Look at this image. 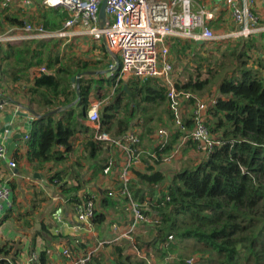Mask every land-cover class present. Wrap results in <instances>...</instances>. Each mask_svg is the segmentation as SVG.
I'll return each mask as SVG.
<instances>
[{
  "label": "trees",
  "instance_id": "obj_1",
  "mask_svg": "<svg viewBox=\"0 0 264 264\" xmlns=\"http://www.w3.org/2000/svg\"><path fill=\"white\" fill-rule=\"evenodd\" d=\"M54 11L57 14L44 18L43 26L47 29L60 27L67 16L63 9ZM8 22L15 26L23 25V21L14 16ZM3 30L0 23V31ZM57 43L49 39H29L19 44H5L4 48L0 46V54L3 53L0 72L9 79L11 87L20 91L30 106L36 105L40 113L58 108L55 114L34 120L27 141V160L35 163L33 167L37 169L50 161H63V151L73 149L71 138L81 132L85 138L82 159L91 163L96 160L92 163L91 177L103 173L109 157L113 159L112 169L115 170L120 164L114 159L122 154L121 148L114 141L95 139L93 128L86 123L91 97H98L95 93L97 88L103 87V82L94 78V74L82 75L78 84L71 81L79 72L96 71L93 69L102 61L66 58L58 52ZM103 47L101 51L106 53ZM42 66L44 71L38 69ZM217 71L208 68V76L201 79L198 68L196 80L174 82V86L190 91L201 90ZM124 84L127 90L123 89ZM112 85L115 88L113 98L101 102L99 107L101 130L108 132L112 140L132 128L138 129L141 122L145 126L151 121L145 103L165 102L168 110V88L159 78H129L127 82L119 79ZM218 92L220 95L207 108L205 123L211 136L222 143L215 145L198 162L192 163L190 158L182 160L183 167L169 178L154 168L173 151L183 135L178 128L169 127L167 140L157 141L154 147L146 150L148 154L142 155L141 159L147 163L145 171L132 167L133 176L145 185L153 187L167 181V191L153 196V190L144 192L132 180L129 183L133 197L145 203V213L157 217L159 223L149 227L143 236L132 231L135 233L134 241L123 239L112 243L115 252L113 262L99 250L92 254L89 264H144L145 259L137 252H159L170 235L172 239L168 247L173 243V248L178 245L176 243H184L185 247L193 250V261L183 258L177 264H264V82L256 71L242 64L233 75L220 81ZM125 99L127 101L124 102ZM137 99L144 104L140 108L145 116L143 120L134 108H128L130 100L138 102ZM120 112L123 117L118 116ZM56 114L60 115L58 119H55ZM168 118L173 119L171 112ZM183 122L187 130L192 128L190 116H183ZM146 130V133L138 130L141 139L138 148H141L144 136H149V142L154 139L151 136L154 128L148 125ZM59 146L64 150H59ZM195 147L194 141H186L182 154L186 155ZM78 163L81 162L78 160L75 165L82 171L85 166ZM117 174L108 175L114 186L111 189L119 187ZM48 180L59 184V190L70 201L80 204L88 200V194H84L82 199L78 194L73 195L81 188L80 179L76 184L68 185L62 180L61 171H56ZM109 190L104 188L100 191L99 205L119 202L124 211L126 197L109 196ZM105 217L104 212L95 209L91 223H102ZM37 233L40 234V230ZM19 250V246L13 243L2 244L0 264H14ZM47 256L45 250L40 251L33 264H48Z\"/></svg>",
  "mask_w": 264,
  "mask_h": 264
},
{
  "label": "built area",
  "instance_id": "obj_2",
  "mask_svg": "<svg viewBox=\"0 0 264 264\" xmlns=\"http://www.w3.org/2000/svg\"><path fill=\"white\" fill-rule=\"evenodd\" d=\"M200 0H107L105 16L99 15L102 0H41L49 7L63 9L67 16L60 27L48 30L43 25L34 26L26 22L16 31L9 29L0 31V44H12L24 39L69 38L79 34L89 35L95 41H102L106 50L113 59L117 56L118 63L112 61L107 71L109 76L115 74V78L125 79L132 76L141 78L156 77L161 79L167 86L168 108L173 115V127L183 132L179 139L181 142L194 141L202 154H208L215 145L222 143L221 140L211 136L205 123L207 108L214 99L205 100L194 95L192 91L176 88L170 76L172 67L169 61V47L166 41L169 37H182L194 40L197 43L216 39L213 30V22L217 19L219 4L229 9L234 29L224 38H246L264 31L261 23L263 16L259 14L255 5L258 1L264 13V0H222L217 5L203 6ZM208 1V0H202ZM168 42V41H167ZM42 71L45 70L41 67ZM0 106L3 100H0ZM100 99H93L87 111L86 121L94 130V138L97 140L114 141L123 154H120V165L115 170L112 157L108 158L103 174L116 176L119 181L117 189H110L108 195H120L126 197L124 209L130 220L128 230H122L117 223H112L114 230L120 235L130 236L134 227L143 225L152 227L159 223V219L152 214L145 213L144 204L138 202L129 188L132 180V167L139 161L138 148L139 135L131 129L123 136L112 140L108 132L102 131L99 120ZM186 105V107H185ZM188 109L192 128L187 130L183 122V114ZM170 134L169 128H159L157 137L165 142ZM27 139L28 136H25ZM177 154V148L166 155L163 160L171 161ZM154 156V154H151ZM5 146L0 140V162L5 159ZM8 166L15 168L14 160H8ZM113 170V171H112ZM11 188L8 184H0V214L3 209L11 206ZM168 199V196H166ZM95 195L88 193V200L76 205L78 217L85 223L90 224L94 216ZM172 236L163 243L168 249ZM144 264L152 263L144 256ZM61 255L71 259V264H89L92 251H85L73 255L70 247H63ZM39 254L32 252L28 264L37 261ZM167 259V258H166ZM165 259V261H167ZM16 264V262L14 263Z\"/></svg>",
  "mask_w": 264,
  "mask_h": 264
},
{
  "label": "crops",
  "instance_id": "obj_3",
  "mask_svg": "<svg viewBox=\"0 0 264 264\" xmlns=\"http://www.w3.org/2000/svg\"><path fill=\"white\" fill-rule=\"evenodd\" d=\"M208 1L209 6H215L222 0ZM41 3V0H0V21L8 22V19L14 16L26 23L27 19H32L35 15L32 13L33 6ZM258 3L256 2V9L258 8ZM41 7L43 6L41 5ZM48 9L49 11L62 10L55 7H48ZM40 12L42 15L41 20L42 18H48L44 16L45 12L43 14L42 10ZM7 27L8 30L15 29L16 31L19 28L11 24ZM21 41L12 44H19ZM4 45L0 44L2 48H4ZM1 56H3V53L0 54V71L3 63ZM38 69L40 70L41 67ZM215 95H220L218 89ZM93 97H91V101L94 99ZM0 100H3L0 106V140L5 146L6 156L0 162V184L6 183L11 188V206H5L0 214V246L5 243H13L14 246H19V254L15 259L16 264H28L27 261L32 252L39 254L42 250H45L48 254V264H71V259L61 255V249L65 246L72 249L73 255L84 253L87 250L92 251L93 254L99 250L101 251L106 246H111L112 243L121 242L123 239L128 238V234L120 235L118 230H114L111 226L112 223H117L123 231L128 228L130 220L125 209L123 211L121 203L118 202L109 206L96 204L98 209H95L105 213V220L102 223L88 224L78 217L76 209L78 203L70 201L69 197L59 190V184L50 183L48 180L49 176L56 171H61V178L68 185H74L80 179L81 188L78 192L73 193V195L78 194L80 199H82L84 194L93 193L97 196V193L100 194V191H103L104 188H114L108 175L99 172L94 177H91L92 163H95L96 160L91 163V161L82 159L84 152L83 143L85 141L84 134L78 132L74 138H71L73 143L71 151L66 152L63 151L64 148L62 146L57 147L63 151L65 156L63 161H50L45 163L42 168H34L35 163H30L27 160L26 152L27 141L36 117H23L18 115L17 112H25L26 107H30L38 113L40 112L36 105L30 106L28 104L27 98L20 91L11 87L9 79L1 72ZM186 112H188V109ZM183 116H187L185 111ZM59 117V114L55 115V119ZM26 123L27 127L30 126V129H26ZM86 123L90 126L87 121ZM132 129L138 134L134 128ZM25 136H28V138L26 139ZM154 141L153 139V141L149 142L143 138L142 146L139 148L142 152L140 153L139 161L134 165L135 170L145 171L147 163L141 158L147 152L146 150H150L156 145L153 144ZM189 151L193 152L191 149ZM118 157L119 155L115 158L116 163L120 161ZM144 157L146 158V156ZM8 160H14L16 167L10 168L7 163ZM78 160L81 162L78 163L79 165L84 164L85 166L82 171L75 165ZM179 166L172 167L160 162L154 168L161 170L170 178L179 169ZM33 173L43 175L44 179L42 177H34ZM132 181L136 184V187L141 188L144 192L153 190V196L159 195L162 185L168 184L165 181V183L163 182L164 184H154L156 186L152 187L151 185H145L135 175ZM113 219H116V221H110L111 224L108 225V220ZM39 230L40 234L37 233ZM30 264L33 263L31 262Z\"/></svg>",
  "mask_w": 264,
  "mask_h": 264
},
{
  "label": "rangeland",
  "instance_id": "obj_4",
  "mask_svg": "<svg viewBox=\"0 0 264 264\" xmlns=\"http://www.w3.org/2000/svg\"><path fill=\"white\" fill-rule=\"evenodd\" d=\"M199 3L200 5L203 6H209V1L204 2L200 0ZM41 5L43 7H41ZM48 7L43 3L33 6L32 13L35 15L33 16L32 19H27V22L33 24L34 26L43 25L44 19L42 18L41 20V16H42L40 12L41 10H42V14L45 12L46 14L44 16L47 17H51L57 14L53 10L49 11ZM224 8L225 7L219 4L217 19L213 22L212 28L216 34L215 40L205 41L202 43H195L192 40L182 37H169L167 39L168 42L166 41V44L169 47V61L172 67L170 76L173 82L184 83L190 79L196 80L197 79L196 73L198 71V68H200L201 79H204L208 76L206 69L211 68L212 70L214 69L218 70L216 75H214L213 79L209 81L201 90L192 91L194 95L198 96L199 98L203 97L205 100H209L212 97H213L212 99L216 98L215 94L218 89V85L220 81L224 77H229L230 75H233L234 70L238 69V67L241 66L242 64L244 65V67L251 68L252 70L256 71L260 79L264 82V31H261L246 38H235V37L224 38L229 32H231L234 29L230 11L229 9L226 8L224 9ZM58 11L60 12V10ZM257 11L259 12L260 15L263 16L264 13L259 3H258ZM1 23H2V28H4L3 31L8 30L7 26L10 25V23L4 21H2ZM261 23L264 24V19L261 20ZM22 26H18V27L21 28ZM49 40H52V42L54 41L58 42L57 43V45H59L58 52L62 56H65L66 58L71 57L74 59L91 60V61L101 60L102 64H97L95 66L96 69H93L98 72L94 74L93 77L97 79L100 78L101 82H103L102 85L103 87L97 88L95 94H98V97L94 96L93 98L100 99L102 103L113 98L112 96H114L115 94V88L112 85V83L113 82L114 84L117 83V78H115L116 72L114 73V75H112L113 77H110L108 75L107 69L112 63L113 59L111 58L106 48H105L106 53L101 51V47L104 46L102 41H95L89 35L86 34H79L77 36H72L69 38H61V39L52 38ZM200 58H202V60ZM104 66L105 68H102ZM130 78L142 79L141 77H137V76H132ZM128 80L129 78H125L122 79V82H127ZM96 85H98V83ZM119 85H121V83H119ZM125 101H127V99H125L124 102ZM137 101L138 102L130 100L129 102L130 104L128 105V108H134L135 113L138 116H141L143 120L145 116L143 115V112L142 110H140V108L144 104L140 102L138 99ZM145 104H147L146 105V109L148 110L147 115L151 116L152 119L145 126L142 124L143 122L139 121L141 122L140 123L141 126L138 129L137 128L134 129L137 132L142 131L143 133H146L147 132L146 126L148 125L152 126L154 128V131L151 136H153L152 138L157 139L156 141H154L153 144H157V141H160V138L157 137L158 129L173 127V120L168 118V114L171 111L166 109L167 106L165 102L156 103L153 105H150V103H145ZM164 110H166V112H164ZM189 115L190 112H187V116ZM118 116L123 117L124 114L120 112ZM148 137L149 136H144L146 141H148ZM184 144L185 142L184 143L181 142L180 144L178 142V144L175 147L177 148V154L175 155V157L171 161L163 160L162 162L172 167H176L180 165L179 166L180 169L183 167L182 165L183 163H181L182 160L193 159L192 161L193 163L194 161L198 162V160L204 157L202 152L197 148V146L191 149L193 152H190L188 150L186 155H183L182 157V148ZM161 191L163 192L167 191V183L162 185ZM98 198H99V193H97L94 203V206L97 209H98L97 205L99 203ZM146 206L147 205L144 204V208H146ZM110 221H116V219L108 220V225L111 224ZM134 229L136 230H133V232L137 231L141 236H143L144 234H146V231L149 230L150 228L140 224L135 226ZM134 234L131 233V235L126 239L134 241L135 239V236H133ZM176 244L178 245H175L174 248L171 247L172 245H174L173 243L166 250L163 246H161V249L159 248L160 250L159 252L151 250L149 252H145V251L143 253L140 252L139 254L148 257L152 263H157V264H163V262L165 264H177V261H180L183 258L188 259L189 262L193 261L192 260L193 259L192 256H194L192 255L193 250L189 249L187 246L185 247L184 243H176ZM129 248H131V245L129 246ZM129 250L131 251L133 249L131 248ZM101 251L104 253L105 257H107L108 261L110 262L114 261L115 252L112 246L109 247L106 246L105 248L101 249ZM165 259L167 261H165Z\"/></svg>",
  "mask_w": 264,
  "mask_h": 264
},
{
  "label": "water",
  "instance_id": "obj_5",
  "mask_svg": "<svg viewBox=\"0 0 264 264\" xmlns=\"http://www.w3.org/2000/svg\"><path fill=\"white\" fill-rule=\"evenodd\" d=\"M106 1L107 0H102L101 4H100V8H99V15L104 17L105 16V6H106ZM113 59L115 62L118 63V58L117 56L113 55ZM98 73L97 71H83V72H79L78 74H76L75 76H73L71 78V81L72 82H75L76 84L79 83V78L84 75V74H96ZM109 75V74H108ZM123 89L124 90H127V85L124 84L123 85ZM58 108H55V109H52L48 112H45V113H38L36 111H34L32 108L30 107H26V111L25 112H22V111H18L17 114L20 115V116H23V117H28V116H34L36 118H40V117H44V116H47V115H51L55 112H57ZM31 114V115H30ZM25 127L26 129H30V126L27 127V123L25 124ZM2 129V128H1ZM5 130V129H4ZM33 176L34 177H42L44 179V176L41 175V174H38V173H33Z\"/></svg>",
  "mask_w": 264,
  "mask_h": 264
}]
</instances>
